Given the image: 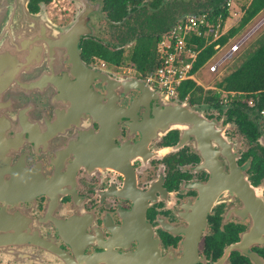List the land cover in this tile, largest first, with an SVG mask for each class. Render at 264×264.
<instances>
[{"label":"flooded vegetation","instance_id":"flooded-vegetation-1","mask_svg":"<svg viewBox=\"0 0 264 264\" xmlns=\"http://www.w3.org/2000/svg\"><path fill=\"white\" fill-rule=\"evenodd\" d=\"M30 2L57 29L80 10ZM89 2L99 8L88 25L106 38L89 37L126 58L132 35L102 32L101 0ZM8 17L0 12V264H264V115L252 101L215 88L206 102L169 97L219 124L224 144L203 157L180 129L150 124L148 97L166 95L130 60L88 61L79 47L74 76L45 28L10 44Z\"/></svg>","mask_w":264,"mask_h":264},{"label":"trees","instance_id":"trees-1","mask_svg":"<svg viewBox=\"0 0 264 264\" xmlns=\"http://www.w3.org/2000/svg\"><path fill=\"white\" fill-rule=\"evenodd\" d=\"M51 0H31L29 8L32 11L38 10V3H49ZM101 12L105 19L114 25L123 24L126 18L133 12L144 7L152 11L159 10L168 0H101ZM183 13H192L195 16L206 15L207 25L199 27L201 34L196 36L191 33L188 42L195 46L194 50L199 51L196 59L192 63L189 76H194L198 70L204 66L216 53L215 46L223 47L228 41L239 34L259 13L264 10V0H250L247 6L242 7V14L238 23L230 27L224 33L220 30L226 19L229 17V3L231 0H181ZM175 18L168 31L176 24ZM115 27V26H113ZM165 32V33H166ZM208 33L206 36L205 33ZM135 33H132L134 37ZM215 35H218L216 38ZM164 36V35H163ZM134 45L127 57H123V52H110L95 37L82 39L80 48L82 55L88 61L101 59L109 65L120 66L130 60L137 74L144 76L160 66L157 54V45L162 40V35L137 34L131 39ZM127 60V61H128ZM212 93V92H211ZM214 94H226L228 98L234 100L243 99L245 102L253 101L257 112L264 108V35L260 44L242 61V63L222 78L215 85ZM180 99L185 97L195 98L201 96L203 100L209 101L206 91L194 80H186L178 88ZM233 95V96H232ZM216 97V96H215ZM235 104V103H234ZM239 104V103H238Z\"/></svg>","mask_w":264,"mask_h":264},{"label":"water","instance_id":"water-1","mask_svg":"<svg viewBox=\"0 0 264 264\" xmlns=\"http://www.w3.org/2000/svg\"><path fill=\"white\" fill-rule=\"evenodd\" d=\"M29 1L1 0L0 12L3 13L4 11V13L9 14L6 28L10 32V44L15 45L17 43V33L20 35L21 31H23L22 36L29 29L39 31L38 34L41 35L43 28H45L46 34L53 40V42L51 41V45L62 54L64 60L75 70L73 75L77 77L81 76L82 73L79 70L84 68V64L80 57L79 41L82 37L92 36L93 32L88 25L87 18L93 12L98 11L96 9L99 8V5L92 6L89 0H71L75 3L76 8L79 7L80 10L68 26L57 29L46 21L45 12L42 7L38 14H31L28 9ZM166 97H148L147 100L157 103V105L153 106L155 119L150 124L155 129L163 131L180 129L184 133L183 136L187 137V140L196 144L197 150L203 157H217L212 147H210V142L216 141L224 144L222 136L217 135V130H219L217 126L219 124L208 120L204 116L203 109L179 105L176 101H171L168 96ZM226 148L228 149V147Z\"/></svg>","mask_w":264,"mask_h":264},{"label":"rangeland","instance_id":"rangeland-1","mask_svg":"<svg viewBox=\"0 0 264 264\" xmlns=\"http://www.w3.org/2000/svg\"><path fill=\"white\" fill-rule=\"evenodd\" d=\"M181 2V0H168L167 3L157 11H152L150 8L144 7L138 11L133 12L130 17L126 18L123 24H120V26L117 27L111 26V24L106 21L103 13L100 12L96 19L95 25L100 24L101 26H99V28L100 30H102V32H105L107 34L106 31L109 30L111 34H113L112 36L116 38L120 37L122 31L121 29H125L128 30L131 35L132 33H135L134 37L137 34H152L162 35V38L165 39L171 30H169L168 33L166 31L175 18L177 19L176 23H178L185 18L187 19L190 16H195L194 14L187 12L185 17L184 15L180 17V15H182L183 13V8H181L180 6L184 5ZM249 2L250 0L230 1L229 17L226 19L223 27L220 30L222 33L238 23L239 17L242 14V7L247 6ZM47 5L50 12L57 14L60 13V10L70 9V5H68L66 0H51V3ZM41 7L43 8L44 5H41ZM77 10L79 9H76L74 11L75 13L73 16H71V20H73L76 16L78 12ZM112 29L115 31L114 33ZM92 32L95 37L101 36L100 32H98L97 27H94V29H92ZM205 34L206 36L208 35L207 32ZM263 35L264 10L259 13L239 34L230 39L228 43H226L219 51H217L216 54L204 66H202L198 70V72H196V74L193 76V80L195 81V83L202 86L203 89L215 88L216 83L220 82L223 77L236 69L242 63V61L260 44V41L263 39ZM101 37L106 38V36L103 35ZM242 40L243 42L240 46L239 51L235 53L231 59L225 60L221 64L220 71L218 73H211L209 71L210 66L216 64L220 59H222L230 50L232 45L237 44ZM133 45L134 43H132L131 48ZM131 48H127L126 50L130 52ZM125 68L123 69L121 67L120 69L125 70Z\"/></svg>","mask_w":264,"mask_h":264},{"label":"built area","instance_id":"built-area-1","mask_svg":"<svg viewBox=\"0 0 264 264\" xmlns=\"http://www.w3.org/2000/svg\"><path fill=\"white\" fill-rule=\"evenodd\" d=\"M207 25L206 15L190 16L176 23L170 30L168 36L157 45V54L160 66L143 76L144 81L153 88L161 91L170 98H176L178 88L186 80H193V76H189L192 63L196 59L198 52L195 51L192 44L188 42L191 33L200 36L198 29L202 25ZM218 35H215L216 38ZM243 40L231 46L227 54L216 64L210 66L211 73H218L221 64L231 59L240 49ZM222 47L215 46L216 52ZM216 54V53H215ZM252 101V100H251ZM253 102V101H252ZM264 115V108L261 111Z\"/></svg>","mask_w":264,"mask_h":264}]
</instances>
